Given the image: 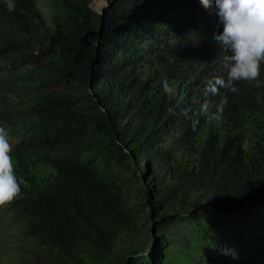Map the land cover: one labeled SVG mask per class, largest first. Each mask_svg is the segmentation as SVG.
I'll return each mask as SVG.
<instances>
[{"label":"trees","instance_id":"obj_1","mask_svg":"<svg viewBox=\"0 0 264 264\" xmlns=\"http://www.w3.org/2000/svg\"><path fill=\"white\" fill-rule=\"evenodd\" d=\"M57 1L62 12L45 19L37 0H15L14 11L0 0V61L47 51L23 68L25 83L0 77V126L26 134L11 153L21 194L0 207V264L145 253L127 172L142 182L156 228L180 242L158 264H264V238L239 252L214 246L239 236L223 227L224 210L251 200L264 216V87L239 81L236 94H204L208 79L227 78L216 13L200 0H106L99 11L92 0ZM96 153L124 158L97 162ZM197 206L200 231L187 237L173 223Z\"/></svg>","mask_w":264,"mask_h":264},{"label":"clouds","instance_id":"obj_2","mask_svg":"<svg viewBox=\"0 0 264 264\" xmlns=\"http://www.w3.org/2000/svg\"><path fill=\"white\" fill-rule=\"evenodd\" d=\"M8 11L15 10V0H3ZM205 8H211L217 15V26L222 30L215 35L226 55L222 67L227 78L216 75L208 79L205 96L219 95L220 89L236 94V82L247 81L253 87H264L259 77L264 64V0H200ZM165 92L171 94L174 88L163 82ZM227 104V96H221L216 104L212 120H219ZM211 105L205 102L201 112L209 113ZM195 122L193 130H195ZM13 145L9 132L0 126V207L10 204L21 194V183L17 178L12 153Z\"/></svg>","mask_w":264,"mask_h":264},{"label":"rangeland","instance_id":"obj_3","mask_svg":"<svg viewBox=\"0 0 264 264\" xmlns=\"http://www.w3.org/2000/svg\"><path fill=\"white\" fill-rule=\"evenodd\" d=\"M41 10L43 18L47 19L54 12H62V6L57 0H37ZM99 0L91 1V8L94 11H99L105 2L103 0L102 5L98 6ZM53 50V49H49ZM47 51H34L31 56L27 57L26 63L16 61H0V77L12 84H22L24 81V70L26 64L33 62L36 56H39ZM10 140L12 145L23 141L26 138V134L20 133L17 135H11ZM91 158L97 162L112 161L118 162L124 158L123 154L106 155L103 153L92 154ZM127 178L132 180L129 191L134 193L139 199L133 203L129 208V212L134 214L137 218L140 226L146 233V236L150 240L151 247L145 251L142 255L128 256L124 259L117 258L113 264H158L162 258V250L165 245L170 242L178 241L176 238L164 235L159 229L156 228L154 222H152L148 216V205L145 198L138 196V188L142 186V182L138 179V175L132 176L129 172L126 173ZM263 207L259 204H251V200L235 205L232 209L224 210V217L227 219V223L223 225L224 228L235 226V231L238 232L239 236L234 241V245L229 248L230 244L223 242L221 239L214 241V246L217 250L226 251L231 250L232 252H239L242 247H251L258 240L264 238V216L262 215ZM199 207H195L191 214L181 217V223H173L175 229L186 234L187 237L194 235L200 231V222L198 221ZM212 229V227H210ZM213 231V230H211ZM180 244V242L178 241ZM154 245V246H153ZM200 258L216 259L213 254L200 253Z\"/></svg>","mask_w":264,"mask_h":264},{"label":"bare ground","instance_id":"obj_4","mask_svg":"<svg viewBox=\"0 0 264 264\" xmlns=\"http://www.w3.org/2000/svg\"><path fill=\"white\" fill-rule=\"evenodd\" d=\"M102 2H103V0H99L98 3H97V5L98 6H101L102 5Z\"/></svg>","mask_w":264,"mask_h":264},{"label":"water","instance_id":"obj_5","mask_svg":"<svg viewBox=\"0 0 264 264\" xmlns=\"http://www.w3.org/2000/svg\"><path fill=\"white\" fill-rule=\"evenodd\" d=\"M105 4H106V0H105V2H104L103 6H105Z\"/></svg>","mask_w":264,"mask_h":264}]
</instances>
